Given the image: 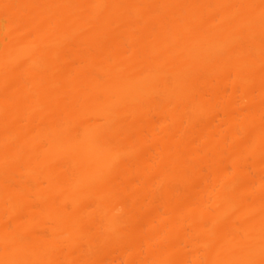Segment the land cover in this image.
<instances>
[{"label": "bare ground", "instance_id": "bare-ground-1", "mask_svg": "<svg viewBox=\"0 0 264 264\" xmlns=\"http://www.w3.org/2000/svg\"><path fill=\"white\" fill-rule=\"evenodd\" d=\"M0 264H264V0H0Z\"/></svg>", "mask_w": 264, "mask_h": 264}]
</instances>
